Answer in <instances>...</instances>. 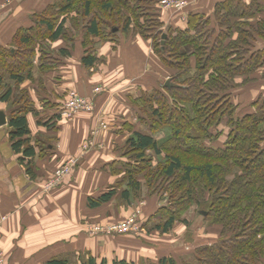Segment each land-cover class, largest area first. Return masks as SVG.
Instances as JSON below:
<instances>
[{"label": "trees", "instance_id": "1", "mask_svg": "<svg viewBox=\"0 0 264 264\" xmlns=\"http://www.w3.org/2000/svg\"><path fill=\"white\" fill-rule=\"evenodd\" d=\"M165 1L58 0L34 12L32 26L17 29L11 45L0 46V102L10 105L12 148L31 175V163L43 150L30 137L28 115L38 112L21 85L34 80L36 59L41 74L56 70L58 57L70 56L75 35L83 33L82 64L90 69L99 62L91 48H97L94 38L114 40L123 33L151 40L153 53L170 71L172 86L164 82L131 97L146 131H134L126 140V161L111 165L119 178L100 196L89 198L88 206L98 208L118 197L128 208L144 197L168 193L167 205L149 219L140 217L141 228L169 234L175 223L189 224L184 216L194 207L221 227L216 240L182 259L164 256L141 264H264V95L241 115L233 100L234 92L253 82L251 76L264 67V48L257 46L264 41V0H225L211 15L191 10L181 27L165 25L157 10ZM61 40L67 48L56 53L53 46ZM37 85L43 112L58 107L52 118L44 115L38 122L64 119L69 94L51 104L42 93L44 80ZM221 127L228 128L226 140L214 147L210 144L222 137ZM165 129L171 135L160 143L153 136ZM149 152L163 155L164 161L154 163ZM82 264L97 263L89 256ZM113 264L135 263L116 259Z\"/></svg>", "mask_w": 264, "mask_h": 264}, {"label": "crops", "instance_id": "2", "mask_svg": "<svg viewBox=\"0 0 264 264\" xmlns=\"http://www.w3.org/2000/svg\"><path fill=\"white\" fill-rule=\"evenodd\" d=\"M57 1L0 0V46L11 45L17 29L32 26L30 16L34 12ZM222 1L225 0L190 2L196 11H212ZM164 22L166 26H182L175 16ZM82 36L83 33L75 35L70 56L58 57L61 64L56 70L41 74L36 59L34 80L21 85L28 89L38 112L28 115L30 137L43 150V156L37 155L31 163V175L12 148L10 129L7 125L0 128V221L6 218L0 244L6 260L8 264H48L54 259L82 264L90 256L97 264L102 260L113 264L116 259L141 264L156 262L164 256L179 259L183 250L189 253L196 248L186 245L184 232L161 235L143 227L138 234L95 235L86 229L89 223L110 224L123 220L139 206L140 202L125 208L117 202L118 197L98 208H90L87 201L100 196L119 178L111 172V165L126 161L122 152L126 140L134 131L146 129L138 110L131 104V97L158 88L168 81L170 71L153 53L151 40L123 33L114 40L94 38L97 48H91L99 62L87 69L82 64L86 54ZM257 46L264 48V41L259 40ZM53 48L58 53L67 45L61 40ZM251 78L253 82L239 90L236 100L239 105H251L264 95V67ZM42 79V93L51 104L61 103L67 94L76 91L93 101V110L81 112L70 120L53 121L50 125L45 124L46 119L39 123L44 115L52 118L58 109L43 112L36 90ZM0 109L8 113L10 105L0 102ZM90 141L94 145L81 155ZM37 150L39 152V148ZM73 155L81 158L72 175L51 192H44L42 187L55 169ZM146 199L142 200L145 202L142 211L144 218L149 219L163 202L157 197ZM208 237L203 238L205 244L212 243L207 241ZM194 239L196 241V235Z\"/></svg>", "mask_w": 264, "mask_h": 264}, {"label": "rangeland", "instance_id": "3", "mask_svg": "<svg viewBox=\"0 0 264 264\" xmlns=\"http://www.w3.org/2000/svg\"><path fill=\"white\" fill-rule=\"evenodd\" d=\"M168 1V0H166ZM165 1V2H166ZM183 1H186L188 2L189 6H187L186 8H184V10H181V11H171V10H167L164 8V4L161 5V9L158 8L157 10L162 14L163 16V19L164 20H169L171 19L172 17H177L179 20H181V22H185L186 18H187V14L189 11L193 10V11H196L195 9H193V7H191V0H183ZM196 12H201V13H205L206 15H211L212 11L210 9H205V10H200V11H196ZM169 80V79H168ZM240 89L236 90L234 92V102L238 103V95H240ZM263 96V95H262ZM249 102V101H248ZM249 105L248 103H245L243 105H240L239 109H238V112L239 114H244L246 113L249 109ZM139 123V122H138ZM9 128V127H8ZM222 131H223V134H222V137L219 138V140L215 141V142H212L210 145L214 146V147H222L223 144H224V141L226 140V135H227V132H228V128L226 127H221ZM141 131H146V129H140ZM171 135V130L169 129H165L163 131H159L157 132L156 134H154V138L159 141L160 143L164 142V141H167L168 137ZM148 154H150V156L154 157V163H158V161H164V156H159V157H155L153 156V154L151 152H149ZM76 167V166H75ZM75 169V168H74ZM51 178H49L48 181H50ZM47 182H45V184L43 185V191L44 192H51L52 190H54L55 188H57L59 185L53 187V188H47ZM153 197H157L158 199L162 200L163 202V205H167L168 204V193H164L161 197L159 196H153ZM146 198H150V197H144V199ZM147 200V199H146ZM145 201V200H144ZM142 201V199L139 201L140 204L137 208H134L135 210H133L130 214H128L127 218L123 219V220H117L116 222H112L110 224L108 223H105V222H99V223H89V224H86V229L90 228H96V227H100V228H109L110 226H116V225H121V224H126L127 221L132 218L133 216H138V220H140V217L143 216V211H142V208L145 204V202ZM118 202V200H117ZM138 202H134L133 204H137ZM162 205V207H163ZM4 219V217H2ZM3 219H1L0 222H2V226H3ZM184 219H186L189 224L186 225V224H183L182 222H177L175 223V227L174 229L172 230V234H179L181 232H184V234L186 233V237H185V243L187 246H191L194 248V245L195 247L197 246H200L202 244H205L203 241V238H205V236H209L207 239V241H213L216 239V237L219 235V232H220V226L218 225H212V223L210 222V220L204 218L198 211H196L195 207L194 208H191L189 211H187L186 215L184 216ZM143 229V227L141 228ZM196 229V230H195ZM175 232V233H174ZM170 233V234H171ZM196 235V241L194 239V236ZM199 238V239H198ZM201 241V242H200ZM199 242V243H198ZM194 243V244H193ZM197 243V244H195ZM193 245V246H192ZM186 247V246H185ZM195 249V248H194ZM186 251L183 250V254L179 256V259H182L186 256V254L188 253H185ZM5 253V252H4ZM6 255V254H5ZM190 258V256H188ZM8 264V262H7Z\"/></svg>", "mask_w": 264, "mask_h": 264}, {"label": "built area", "instance_id": "4", "mask_svg": "<svg viewBox=\"0 0 264 264\" xmlns=\"http://www.w3.org/2000/svg\"><path fill=\"white\" fill-rule=\"evenodd\" d=\"M189 6L188 2L183 1V0H168L164 4V8L167 10H172V11H181L184 10ZM94 108V103L91 99L82 96L76 91H71L69 93L68 99L66 100L64 104V109L62 110V117L71 119L77 114L81 112H89L92 111ZM94 143L93 141L88 142L83 150L81 155H84L85 152L90 151L91 146H93ZM79 155H73L67 158L64 164H62L60 167L56 168L55 171L53 172V175L51 176V180L48 181L47 183V188H53L59 184H62L66 179H68L73 171L75 166L78 165L79 160H80ZM6 218L3 219V221ZM2 222H0V241H1V234H2ZM91 234H126V233H136L138 234L139 232L142 231L141 226L138 224V216H133L130 218L126 224H121V225H116V226H110L109 228H88L87 229ZM6 255L4 253V250L1 247L0 244V264H7L6 260Z\"/></svg>", "mask_w": 264, "mask_h": 264}, {"label": "water", "instance_id": "5", "mask_svg": "<svg viewBox=\"0 0 264 264\" xmlns=\"http://www.w3.org/2000/svg\"><path fill=\"white\" fill-rule=\"evenodd\" d=\"M166 37H167L166 34H164L162 36V45H164V43H165L164 40H165ZM165 86L166 87H171L172 84H171L170 81H166ZM8 122H9L8 114L6 113V111L0 109V128L6 126L8 124Z\"/></svg>", "mask_w": 264, "mask_h": 264}]
</instances>
